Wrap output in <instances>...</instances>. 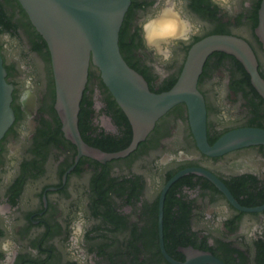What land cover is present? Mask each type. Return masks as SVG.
Returning a JSON list of instances; mask_svg holds the SVG:
<instances>
[{
    "label": "flooded vegetation",
    "instance_id": "obj_1",
    "mask_svg": "<svg viewBox=\"0 0 264 264\" xmlns=\"http://www.w3.org/2000/svg\"><path fill=\"white\" fill-rule=\"evenodd\" d=\"M0 1L8 16L15 14L10 17L14 28L0 26V53L13 86L14 112V121L0 139V204L9 208L11 219L10 231L0 220V238L15 240V264H74L66 245L71 221L81 208L91 222L84 246L93 264H173L164 256L161 240L167 255L178 262L186 261L182 248L193 247L211 252L224 264H264V235L249 240L241 233L245 218L264 228V144L205 154L197 145L186 105L178 103L127 156L106 162L77 158V148L64 136L54 108L48 47L35 32L20 26L19 14L6 0ZM260 2L239 0L228 14L212 0H185V12L194 22L206 23L191 43L177 44L172 62L165 66L167 78L161 80L149 67L157 58L144 47L138 24L154 0H131L120 27L121 54L151 91L162 92L175 83L194 42L210 34H232L250 45L264 79V47L255 33ZM20 64L27 71H21ZM91 71L81 99L82 135L92 141L119 139L131 125L98 68ZM27 75L34 77L36 87L21 105L18 97ZM222 86L227 91L224 99L218 91ZM197 87L205 102L209 144L237 128L264 129V98L234 56L212 52ZM193 168L223 183L237 205L200 172L188 171L170 182ZM222 206L231 213L228 219H222ZM3 258L0 253V261Z\"/></svg>",
    "mask_w": 264,
    "mask_h": 264
},
{
    "label": "water",
    "instance_id": "obj_2",
    "mask_svg": "<svg viewBox=\"0 0 264 264\" xmlns=\"http://www.w3.org/2000/svg\"><path fill=\"white\" fill-rule=\"evenodd\" d=\"M18 2L47 44L55 82L54 108L64 136L77 148V158L85 155L106 162L127 156L146 138L158 118L178 103L186 105L197 145L205 154L216 156L242 146L264 144V129L258 127L228 131L213 144L206 139V107L197 83L204 62L212 52L221 51L234 56L249 74L253 87L264 98V79L258 73L256 57L245 39L232 34L202 37L189 47L175 83L168 90L153 92L145 78L127 64L119 48V31L131 0ZM255 33L264 47V0L258 9ZM91 65L98 68L102 82L131 125L129 144L117 151L106 152L89 145L79 131L80 102ZM12 91L0 53V139L14 121ZM188 171L206 175L237 205L224 184L206 171L186 169L172 177L170 182ZM167 187L168 184L162 191L160 210ZM160 247L173 264H224L211 252L193 247L182 248L186 261L178 262L167 255L162 240Z\"/></svg>",
    "mask_w": 264,
    "mask_h": 264
},
{
    "label": "clouds",
    "instance_id": "obj_3",
    "mask_svg": "<svg viewBox=\"0 0 264 264\" xmlns=\"http://www.w3.org/2000/svg\"><path fill=\"white\" fill-rule=\"evenodd\" d=\"M212 3L228 14H232L239 6V0H212ZM247 7V3L244 5ZM206 22H194L185 12V0H154L151 10L140 17L141 40L144 47L153 53L157 58L156 63H150L149 67L161 80L166 79L168 73L165 66L174 58V48L179 43L185 45L191 43L194 36L200 34ZM21 71H27L24 64H20ZM34 77L27 75L23 78L22 90L18 102L25 105L35 90ZM221 99L227 95L226 87L218 89ZM222 219H228L231 215L226 206L221 209ZM10 210L5 204H0V220L9 225L11 230ZM91 222L81 208L74 214L70 224L66 252L74 264H93V257L84 246L85 236ZM241 233L249 240L256 238L257 234L264 235V228H261L255 221L249 222L247 218L242 221ZM0 253H3V260L0 264H15L18 254L17 244L11 236L0 238Z\"/></svg>",
    "mask_w": 264,
    "mask_h": 264
},
{
    "label": "trees",
    "instance_id": "obj_4",
    "mask_svg": "<svg viewBox=\"0 0 264 264\" xmlns=\"http://www.w3.org/2000/svg\"><path fill=\"white\" fill-rule=\"evenodd\" d=\"M9 1L6 0L7 5L12 7L16 14H19L20 26H22L26 30V32H29V31L35 32L37 34V36L39 37V39L41 40L42 45L47 46L45 40L42 38V36L36 31V29L31 24L26 12L22 8V6L18 2V0H14L16 2V4H14L12 0H9ZM6 10L7 9L4 7L3 3L0 1V26L1 25H7L10 28H14L15 25L13 23H11L10 19L15 14H12L11 16H8ZM256 24H257V21H256ZM119 37H120V31H119ZM119 45H120V43H119ZM120 52H121V50H120ZM92 67L93 66L91 65L90 68H89L88 77H90V75L93 74L92 73L93 70L91 71ZM170 87H167V89H165V90H168ZM81 107H82V105H81V102H80V110H79V114H78V127H79V130H80L81 136L83 137L84 135H82L83 134L82 128H83L84 125L81 122L82 121V108ZM131 137H132V129H131L130 126H128L126 134L123 137H121V138L119 137V139L118 138L117 139L116 138H111V139L109 138V140H100V141L97 140V139L95 141H92L90 139L88 140V139H85V137H83V139L89 145L98 147V148H100V149H102L103 151H106V152H112V151H117V150H120V149L126 147L129 144V142L131 140Z\"/></svg>",
    "mask_w": 264,
    "mask_h": 264
},
{
    "label": "rangeland",
    "instance_id": "obj_5",
    "mask_svg": "<svg viewBox=\"0 0 264 264\" xmlns=\"http://www.w3.org/2000/svg\"><path fill=\"white\" fill-rule=\"evenodd\" d=\"M18 53V52H17ZM22 59H25L24 57L23 58H20V61L22 60ZM23 61V60H22ZM22 63V62H21Z\"/></svg>",
    "mask_w": 264,
    "mask_h": 264
}]
</instances>
